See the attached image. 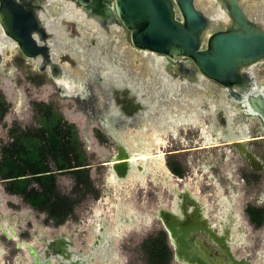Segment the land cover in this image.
Returning a JSON list of instances; mask_svg holds the SVG:
<instances>
[{
    "label": "rangeland",
    "instance_id": "1",
    "mask_svg": "<svg viewBox=\"0 0 264 264\" xmlns=\"http://www.w3.org/2000/svg\"><path fill=\"white\" fill-rule=\"evenodd\" d=\"M238 1L250 19L260 18L264 22V0ZM194 4L208 16L216 13L212 0H195ZM49 8L62 12L63 3L56 0ZM142 54L134 52L138 65L129 71L135 68L140 78L151 80L153 73ZM77 55L58 50L54 60L69 77L85 82L86 70ZM36 64L11 45L3 51L0 160L2 149L15 137L24 132L33 137L37 130H51L61 120L75 147L77 165H80L76 169L80 171L78 174L72 169L59 171L51 158L47 164L54 175L57 192L75 205L63 223L56 225L55 220L34 210L19 195L7 193V181L0 179V264H31L27 246L43 257L45 239L61 235L72 243L74 252L84 253L91 249L94 228L101 223H106L114 235V252L105 261L96 255L94 261L85 264H193L175 256V248L169 243L159 216L162 210L180 215L177 209L180 199L176 193L184 190L201 203L203 215L214 224L216 232L221 231L220 221L227 222L230 212L238 240L229 247L236 261L264 264V218L259 225L250 218L252 214L257 218L259 212L264 214V139L241 144L245 152L233 145L222 146L224 139L212 137L211 112H195V104L182 107L172 103L177 120L152 119L148 124L140 118L139 125L144 121L145 130L134 124L121 129L120 140L128 151L148 158L132 163L126 177H118L109 165L116 153V142L96 120L77 107L74 99L58 95L47 74L36 72ZM254 74L258 84L264 86V63L254 67ZM157 85V81L151 80V86ZM182 91L188 95H205L215 104L231 103L226 91L209 81L204 83L203 92L185 88ZM182 110L194 113L195 118L178 120ZM229 122L236 130L246 127L249 139L264 137L256 117L245 116L237 110ZM135 146L143 151L137 153ZM200 147L205 149L196 150ZM248 154L256 162L252 168L247 162ZM173 168L181 171L182 179L173 175ZM31 187L39 189L33 181ZM207 244L215 250L211 241ZM166 253L168 260L164 258ZM153 256L159 260H153ZM50 261L58 264L57 258L51 257Z\"/></svg>",
    "mask_w": 264,
    "mask_h": 264
},
{
    "label": "water",
    "instance_id": "2",
    "mask_svg": "<svg viewBox=\"0 0 264 264\" xmlns=\"http://www.w3.org/2000/svg\"><path fill=\"white\" fill-rule=\"evenodd\" d=\"M47 1L0 0V35L22 56L36 61L38 71H47L61 94L68 89L66 83L70 85L73 81L54 60L52 43L71 45L72 50L82 55L90 49L106 60L107 69L111 63L107 62L104 52L105 38L111 36V27H116L122 29L126 43L151 55L159 65L151 68L161 81L154 99L187 89L188 84L203 92L204 83L213 82L221 86L246 115L258 118L264 127V92L253 90L260 84L254 71L252 76L249 73L257 64L264 63V25L250 19L238 0H212L221 12L216 21L214 15L208 16L196 8L195 0H61L79 17L60 13L56 17L57 32L47 28L46 21L54 19L48 16ZM99 48L104 55L97 52ZM4 49L0 48V66ZM131 91L125 89L127 95L114 96V105L118 107L123 103L124 109L128 107L134 98ZM125 115L132 117L133 113L125 112ZM125 150L118 145L117 158L113 157L111 162L126 158ZM131 164L109 165L118 177L124 178ZM66 241V236L61 235L46 242L43 257H38L35 249L27 246L31 264H51L48 250L53 249L54 258L57 251L63 256ZM67 255H70L68 251ZM80 263L81 260L76 259L69 262Z\"/></svg>",
    "mask_w": 264,
    "mask_h": 264
},
{
    "label": "flooded vegetation",
    "instance_id": "3",
    "mask_svg": "<svg viewBox=\"0 0 264 264\" xmlns=\"http://www.w3.org/2000/svg\"><path fill=\"white\" fill-rule=\"evenodd\" d=\"M55 1L56 0H48L47 6L45 7L47 9L48 16L54 18L58 17V15H60L61 13V11L57 12L54 8H52V10L49 8L50 5ZM43 18L45 17L43 16ZM252 20L262 24L260 18H254ZM123 35L124 34L121 28L111 27V36L109 38H105L104 52L108 57L107 62L111 63L109 67H107V69L105 67L106 60L104 61V59L100 58L98 54L95 55V53L90 51V49L86 50L87 56L83 65L87 74L86 81L84 82L81 79L74 80L72 77H70L71 81H73V84H76L74 85L75 89L69 90L66 88L65 93L62 94L70 97L71 99H74L78 104L77 107L79 109H83L84 112L89 115V117L94 119V121L96 120L101 129L104 130L109 135V137H111V139L116 142L117 146L114 156L117 154L118 145L124 146L120 140L121 135L119 133L124 127L134 124L141 131L145 130L146 126L144 125V121L141 127L139 125L138 121L140 120V118L141 121L145 119L148 124L151 123L152 119H156L159 121L164 119L167 122L175 121L174 119L176 118L174 117L176 114L172 110L174 109V106H170L172 103H176L177 105H180L182 107H186L188 104H195V112H211L213 117V122L210 126L212 137L216 135L224 139L225 142L221 144L222 146L233 145L234 147L236 146L240 151L245 152V149L241 144H243L244 142H252L264 139V137H255L249 139L247 134L248 130L246 127H241L238 130L232 127V123L229 122V120L230 117H232L233 112L239 110L240 112L244 113V111L243 108H241L240 105L236 104L228 95L227 99L231 102L230 104H224V102H218V104H215L210 101V98L205 97V95H188V92H184L182 90L174 91L170 93V95L161 94L158 99L153 98L150 100L152 102H148L146 100V95H150L149 90H154V88L156 87L157 88L155 89V92H158L159 83L155 87L151 86L150 83L147 87L148 90H146V94H144V92H141L142 88L140 86V81L147 79L150 80V78H140L139 73L135 68H133L131 72L129 71L130 67H135L138 65V61L135 59L134 52L139 53L140 51L136 50L131 45L126 43L124 41ZM97 50L99 54H103L102 49L99 48ZM73 51L75 54H79L78 51ZM140 53L142 54V52ZM169 63L174 66V63H172V61H170ZM130 64H132V66H130ZM147 66L149 67L148 64ZM149 69L153 73L151 67H149ZM36 72L40 74H47L57 94H61L56 83L51 79L47 71H38L36 65ZM100 74H102L101 77L98 76ZM129 80H132V82L134 83L130 85ZM137 82L139 83V85L137 84ZM125 89H131V93L132 95H134L131 104L129 103L130 105L128 107H125L126 110L123 106H121L123 103L118 104V107L114 105V102L116 100L114 99V96H117V98H119L120 95H127L124 94ZM98 95L102 96L101 99ZM214 99L215 98H213V100ZM121 109H124L125 112H128L130 114L133 113L132 117H127L125 115V112L121 111ZM184 111L185 110L181 111V117H178V120L182 118L181 121L185 122L189 118L188 116L193 119L195 118L194 113L188 114L186 111ZM245 116L248 115L245 114ZM56 127H58L57 123L52 125V129L50 130V132L53 130V128L55 129ZM261 129L264 131L262 123ZM42 131H47V129H39V131H36L38 139H42L40 143L41 146H43V144L45 143L43 137L48 136V134L44 132V136L42 137ZM21 135H23L24 137V142H28L30 136L29 132H24ZM15 140L16 137L12 139L11 143L7 144L6 146L10 147L11 144L15 142ZM70 144L73 150V153H71V155L74 159L77 157L74 154L75 147L72 142H70ZM135 145H138V143H135ZM124 148L128 153H131L125 146ZM135 148H138L137 151L139 152L137 153L143 151L139 148V146H135ZM200 149L205 148H196V150ZM131 154L137 155L136 153ZM49 158L53 159V157L51 156H48V159ZM247 162L251 168L256 164V162L253 160L252 155L250 154H248ZM139 168L141 167H138V169ZM172 172L174 173L173 175L176 178H183L181 176V171L173 168ZM226 176H228V174ZM231 184L232 186H234L232 182ZM176 194L180 199L177 205L179 204L182 208V210H179L180 215H182L181 221L186 219L190 222V224H188L187 226L177 225L175 222H180V220L177 219L176 221V219L173 218V215H170V217H168V221H171L170 228L166 227V225L163 223V220L161 221L163 223L164 231L168 236V241L172 246H174L175 256L178 259L193 264H250L244 260L236 261L231 253V249L229 246L231 243L236 242L238 240V237L236 236V234H234L235 227H233L230 212H228L227 215V222L220 221L221 231L216 232L214 224H212L210 220L205 215H203L201 203L191 197L188 190L179 191ZM162 211L161 212L162 214H164V216H166V212H170L166 210ZM103 236L104 240L102 239ZM51 239L54 238L45 239V242H48ZM68 241L69 240L67 239L66 242L68 243ZM207 241H211L214 247L216 246L215 250L213 247L208 246ZM69 243L71 242L69 241ZM114 243V235L111 231H109L107 224L101 223L97 226V228H94L91 249L84 252L88 256V259L83 260L81 264L94 261L96 255L102 257V259H104L105 261L111 255V253L114 252ZM71 251L68 250L70 254ZM211 255L213 256L212 258ZM223 255L226 258H224ZM55 256H58V251ZM63 256H67V251L64 252ZM38 257H41V255H38Z\"/></svg>",
    "mask_w": 264,
    "mask_h": 264
},
{
    "label": "trees",
    "instance_id": "4",
    "mask_svg": "<svg viewBox=\"0 0 264 264\" xmlns=\"http://www.w3.org/2000/svg\"><path fill=\"white\" fill-rule=\"evenodd\" d=\"M57 125L51 132L42 131V137L44 132L48 134L43 137V146L40 145L42 139L39 140L38 135L29 136L28 142L24 144L21 142L23 135H19L10 147H4L0 160V179L7 181V193L19 195L26 204L36 211L46 213L48 219L55 220L56 225H59L73 212L75 203L57 192L54 175L48 168V156L53 157L59 171L72 169L73 173L78 174L80 169L76 168L80 165H77V155L72 158L69 132H66L61 120ZM31 181L35 182L39 189L29 188ZM248 214L250 215V211ZM250 218L259 225L264 214L259 212L257 218L253 217V214ZM164 258L168 260V253L164 254ZM153 260L158 261L159 257L153 256Z\"/></svg>",
    "mask_w": 264,
    "mask_h": 264
},
{
    "label": "bare ground",
    "instance_id": "5",
    "mask_svg": "<svg viewBox=\"0 0 264 264\" xmlns=\"http://www.w3.org/2000/svg\"><path fill=\"white\" fill-rule=\"evenodd\" d=\"M64 15V16H73V17H79L78 15H75V13L73 12V9H72V7H69V5L68 4H64L63 5V10H62V12H61V15ZM220 17H221V12L218 10V9H216V13L214 14V16H213V20H215L216 21V19H220ZM58 21V18H54V19H51V20H48V21H46V24H47V28L49 29V30H52V31H56L57 32V24H56V22ZM262 21V24L264 25V22H263V20H261ZM8 46V44H7V42H6V40H4L2 37H1V35H0V48H1V50H3L5 47H7ZM52 48H53V52H54V55H56V53H57V51L58 50H62V51H65L66 53H68V54H75L74 53V51L72 50V48H71V45H60V44H58V43H56V42H53L52 43ZM6 49V48H5ZM4 49V50H5ZM75 55H77V54H75ZM79 55V58H80V60H81V63H82V67H83V65H84V63H85V59H86V56H87V54H86V52L82 55V54H78ZM77 55V56H78ZM144 55V57H146L147 58V64L149 65V67H155V66H157L158 64L156 63V62H154V58L151 56V55H149V54H143ZM159 63V62H158ZM159 66V65H158ZM157 66V67H158ZM253 71H254V69H250L249 70V73H250V75L252 76V74H253ZM154 74V75H153ZM153 74H152V79L151 80H153V81H157L158 83H161V81H159V79H158V73L157 72H153ZM66 76L67 77H69L67 74H66ZM65 76V77H66ZM159 77L162 79V81H164V79H163V77L162 76H160L159 75ZM151 80H141L140 81V86H141V88H142V91L144 92V94H146V90H148L147 89V87H148V85L151 83ZM129 83H130V85L132 84V83H134V82H132V80H129ZM137 84L139 85V83L137 82ZM66 85H67V87H68V89L69 90H73V89H75V84H71V85H69L68 83H66ZM172 87V86H171ZM187 89H194V90H196L197 91V89H196V87L195 86H192V85H187ZM254 91H262V92H264V88L262 87V86H260V85H258V86H256L254 89H253ZM199 91V90H198ZM200 92V91H199ZM149 93H150V95H146V100L148 101V102H152V101H150L151 99H153L154 98V94H155V91L152 89V90H149ZM125 153L124 154H126L127 155V157L126 158H123V159H120V160H114L113 162H111L110 164H112V163H122V162H128V163H134V162H136V161H141V160H144V159H146V158H148V157H146L145 155L144 156H142V155H134V154H131V153H128L127 152V150H125L124 151ZM117 157H115L114 156V158L113 159H116ZM130 171V170H129ZM128 171V172H129ZM181 207H180V205L178 204L177 205V209H179V210H182V208L180 209ZM163 212V211H162ZM162 212H160L159 213V216L162 218V220H163V223L166 225V227H168V228H170V222L171 221H168V217H170V215H173L174 217V219H176V221H177V219H179L180 220V222H175L177 225H179V226H187L188 224H190V222L188 221V220H186V219H184L183 221H181V219H182V215H177V214H174L173 212H166L165 213V215L166 216H164V214H162ZM182 213H184V212H182ZM184 224V225H183ZM103 240H104V236H103V238H102ZM51 240H53V239H51ZM51 240H49V241H51ZM68 243H69V241H68ZM64 250H65V252L66 251H71V244H68L67 246H64V248H63ZM53 250V249H52ZM51 249H49L48 250V252L50 253V255H51V257L52 256H54V255H52V253H53V251H52ZM36 251V253H37V255H40V253H38L37 252V250H35ZM58 258H57V262H58V264H69V262H70V260L71 261H74L75 259L76 260H81V262H83V260H85V259H88V256L85 254V253H81V254H79V253H77V252H74L73 250L71 251V254L68 256H66L67 257V259L64 257V256H60V255H58L57 256ZM32 258V257H31ZM31 262H32V259H31ZM81 264V263H80Z\"/></svg>",
    "mask_w": 264,
    "mask_h": 264
},
{
    "label": "crops",
    "instance_id": "6",
    "mask_svg": "<svg viewBox=\"0 0 264 264\" xmlns=\"http://www.w3.org/2000/svg\"><path fill=\"white\" fill-rule=\"evenodd\" d=\"M6 228H7V229H9L8 227H5V229H6ZM13 233H14V231H13ZM8 234H10V233H7V236L9 237V235H8Z\"/></svg>",
    "mask_w": 264,
    "mask_h": 264
}]
</instances>
